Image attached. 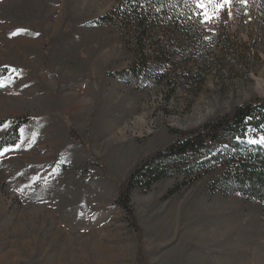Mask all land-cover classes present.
I'll list each match as a JSON object with an SVG mask.
<instances>
[{
    "label": "rangeland",
    "instance_id": "rangeland-1",
    "mask_svg": "<svg viewBox=\"0 0 264 264\" xmlns=\"http://www.w3.org/2000/svg\"><path fill=\"white\" fill-rule=\"evenodd\" d=\"M119 1L0 0V140L26 119L0 151V264H264V207L210 190L218 167L135 188L134 221L117 202L146 156L264 97V0L208 4L210 21L200 8L226 47L208 63L177 53L143 87L121 79L128 37L94 22Z\"/></svg>",
    "mask_w": 264,
    "mask_h": 264
},
{
    "label": "trees",
    "instance_id": "trees-1",
    "mask_svg": "<svg viewBox=\"0 0 264 264\" xmlns=\"http://www.w3.org/2000/svg\"><path fill=\"white\" fill-rule=\"evenodd\" d=\"M111 23L128 37L135 50L132 64L121 71V79L132 85H159L169 79L168 66L174 55L186 51L188 60H214L226 47L229 36L213 24L210 31L194 0H120L109 12L94 20ZM208 35V37L206 36ZM201 57V61L198 57ZM210 63V62H209ZM198 67L196 74L202 70ZM195 73H179L171 81L186 80ZM173 91V90H172ZM26 119L17 120L12 137L0 140V151L15 145ZM6 120H0V125ZM264 97L240 104L233 115L220 117L200 129L184 133L163 149L142 159L121 185L120 204L135 220L130 195L135 188L148 189L158 179L175 175H204L210 168L220 170L208 188L241 193L264 207V146L239 141L249 129L264 135Z\"/></svg>",
    "mask_w": 264,
    "mask_h": 264
},
{
    "label": "snow or ice",
    "instance_id": "snow-or-ice-1",
    "mask_svg": "<svg viewBox=\"0 0 264 264\" xmlns=\"http://www.w3.org/2000/svg\"><path fill=\"white\" fill-rule=\"evenodd\" d=\"M196 6L198 8H201L203 9V15H204V18L205 20H211L212 19V16H210L207 12V5L208 4H214L215 5V8H216V11H218L220 8H223L225 5L227 4H230L231 3V0H219V3L216 2V0H194ZM241 3H244V4H247V0H241ZM216 11H214L213 14H216ZM18 31H23V30H18ZM16 33H12V35H15ZM38 35V34H37ZM15 71V70H13ZM0 86H3L2 83H0ZM252 143H264V138H261L260 141H251Z\"/></svg>",
    "mask_w": 264,
    "mask_h": 264
}]
</instances>
